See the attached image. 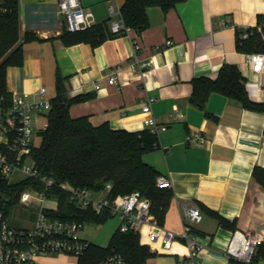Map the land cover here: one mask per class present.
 I'll return each mask as SVG.
<instances>
[{
    "label": "crops",
    "instance_id": "0c3cea01",
    "mask_svg": "<svg viewBox=\"0 0 264 264\" xmlns=\"http://www.w3.org/2000/svg\"><path fill=\"white\" fill-rule=\"evenodd\" d=\"M80 1L96 24L107 23L110 29L109 5L121 9L124 0ZM19 9L22 36L33 32L38 40L24 44L22 65L6 70L12 96L45 87L51 100L60 73L67 78L71 98H86L70 108L73 119L87 118L95 127L107 124L128 132L146 129L142 108L147 98L155 99L152 114L167 130L158 136L160 149L145 154L143 161L172 183L169 208L159 225L181 235L183 207L198 206L203 220L191 227L190 234L202 249L192 259L181 238L170 250L162 248L161 239L151 245L145 226L140 243L153 256L144 264H239L224 253L232 234L259 232L264 239V188L252 176L255 167L264 169V114L220 94H212L204 108L193 106L189 98L193 79H215L228 64L246 79L250 101L264 104V73H252L246 64L249 54L236 48V31L257 25L258 16L264 15V0H187L166 14L150 8L147 30L138 34L129 29L97 46L61 42V25L66 27L58 0H19ZM226 22L230 26H224ZM134 41L140 46L136 59ZM167 41L173 45L167 46ZM135 60L148 63L139 76L129 68ZM117 65L122 66L119 84L111 86L108 77ZM43 119L46 116L40 123ZM190 133H200L206 142L188 143ZM1 140L0 144L3 136ZM210 212L234 227L219 226Z\"/></svg>",
    "mask_w": 264,
    "mask_h": 264
},
{
    "label": "trees",
    "instance_id": "16d2710c",
    "mask_svg": "<svg viewBox=\"0 0 264 264\" xmlns=\"http://www.w3.org/2000/svg\"><path fill=\"white\" fill-rule=\"evenodd\" d=\"M187 0H124L121 18L126 28L141 34L150 26L148 9L160 8L163 13L176 8ZM257 25L264 28V15H259ZM19 0H0V113L12 106V94L6 87V70L23 63V46L38 40L33 32L20 39ZM242 30L236 31L238 51L253 54L264 52L262 37L255 33L244 41L240 38ZM125 34V33H124ZM107 23L96 24L84 31L70 33L65 28L59 39L66 46L91 44L97 46L114 38ZM67 78L57 73L56 94L51 99V110L46 116L47 127L41 131L42 141L33 148L31 157L41 176L53 178L73 188L89 189L100 192L107 184L111 185L108 194L110 200L139 192L149 199L151 212L159 224L169 208L171 192L157 186L160 174L143 161L147 153L160 149L158 135L148 129L139 132L112 130L107 124L93 126L87 118L73 119L70 108L86 100L85 97L71 98L66 86ZM212 94H220L238 102L244 109L264 114V104L250 101L246 90V79L234 65L222 66L215 79L202 77L192 81L190 103L204 108ZM0 152L7 149L0 144ZM254 180L264 188V169L255 167ZM43 190L39 180L25 178L8 183L0 171V212L8 218L12 210L18 207L21 194L27 190ZM52 194L58 199V208L50 213L52 219L75 221L79 223L103 224L110 219L108 211L97 214L93 208L82 210L70 200L68 193L54 189ZM20 206V205H19ZM223 228H232L233 224L210 212ZM112 253L121 254L129 264H144L153 254L148 246L140 243L139 234L131 231L122 233L119 229L113 234L109 245L101 247L90 244L87 252L78 259L77 264H100ZM264 261V244L255 255L253 264Z\"/></svg>",
    "mask_w": 264,
    "mask_h": 264
},
{
    "label": "built area",
    "instance_id": "2783aa9c",
    "mask_svg": "<svg viewBox=\"0 0 264 264\" xmlns=\"http://www.w3.org/2000/svg\"><path fill=\"white\" fill-rule=\"evenodd\" d=\"M113 1V0H108ZM58 13L64 19L66 30L70 33L84 31L96 25L93 13L87 11L80 0H58ZM110 31L115 35L126 34L129 30L121 18V10L117 4L109 5ZM224 26H230L226 22ZM258 33L264 42V28L245 27L240 35L244 41ZM172 46V41L166 42ZM133 58L136 57L140 46L134 41ZM246 64L254 74L264 73V52L253 53L247 56ZM148 67V63H140L135 60L129 68L134 76H139ZM122 66L114 67L108 77V84H119L118 76ZM97 90L100 86L95 87ZM154 98H147L142 108L145 115L144 126L151 133L158 135L167 130L166 126L158 123L152 114ZM51 110V100L47 97V90L41 87L32 93L12 96V106L5 113H0V133L3 136V145L7 153L0 152V171L8 183L17 182L13 179L16 174L22 175V179L29 178L39 180L43 184V190L31 189L23 192L19 198V205L26 209H34L36 219L30 226L13 227L8 218L0 212V264H43L42 258L57 256H70L75 259L82 257L90 247V242L83 239L81 234L87 223L75 221H61L52 219L50 213L58 208V199L52 194L54 189L66 192L76 207L87 210L93 208L97 214L108 211L110 218H118V229L122 233L135 232L140 234L142 227L148 229V243L153 244L162 240V248L170 250L174 241L181 238L186 243L190 258L194 259L201 251L202 246L194 236L190 234L191 227L203 220V215L196 205H185L182 209V221L184 232L181 235L168 230H163L157 219L151 212V202L139 192L110 200L108 194L111 185L95 192L89 189L73 188L67 184L57 183L53 178L41 176L31 151L34 131H43L47 127L45 123L40 128V117L47 116ZM177 118L183 115L176 113ZM188 143L204 144L206 138L200 133H190L186 138ZM20 179V180H22ZM18 180V181H20ZM159 188H171L170 179L164 176L157 178ZM264 231V225L261 227ZM264 244V239L259 232L235 231L225 247V255L239 264H253L258 248ZM100 264H129L118 253H112Z\"/></svg>",
    "mask_w": 264,
    "mask_h": 264
},
{
    "label": "rangeland",
    "instance_id": "374dc122",
    "mask_svg": "<svg viewBox=\"0 0 264 264\" xmlns=\"http://www.w3.org/2000/svg\"><path fill=\"white\" fill-rule=\"evenodd\" d=\"M61 30H64V24L61 25ZM20 39L23 37L21 32V23H20ZM46 123V120L43 119L41 121V126ZM40 130L36 129L34 131L33 137H32V145L34 148L39 147L42 141V137L40 134ZM2 136L0 134V142ZM22 179V175L16 174L14 181H18ZM36 219V212L34 209H26L18 205L17 208L12 210L8 217L9 224L13 227H27L30 226L31 223H33ZM119 226V220L118 218H110L108 221H106L103 224L97 225L92 223H87L84 227V230L81 234V237L87 241H89L92 244L101 246V247H107L109 245V242L113 236V234L118 230ZM41 262L43 264H76V259L73 257H61L57 255H53L50 257L42 258Z\"/></svg>",
    "mask_w": 264,
    "mask_h": 264
}]
</instances>
